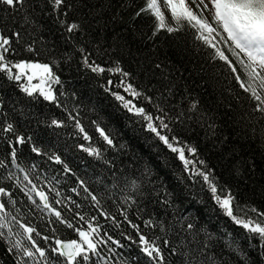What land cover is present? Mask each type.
<instances>
[{
  "label": "trees",
  "instance_id": "16d2710c",
  "mask_svg": "<svg viewBox=\"0 0 264 264\" xmlns=\"http://www.w3.org/2000/svg\"><path fill=\"white\" fill-rule=\"evenodd\" d=\"M101 2L102 7L97 11L102 14V19L95 13L85 16L80 11L71 10L72 14L67 19L81 24L76 34L64 32L54 19L40 10L43 5L37 4L35 0L33 7L36 12L32 16L34 23H23L19 13L14 21L12 14L0 6V16L7 22V28L21 31V38L14 45L18 54L11 57L13 62L23 60L48 63L61 79V84L52 85L57 101L51 102L39 94L28 96L24 93L18 84L26 83V80L10 81L0 74V124L6 126L12 123L15 129V135L0 133V161L6 165L0 167V177L14 173L22 179L26 172L38 189L48 194L53 207L61 211L62 216L72 221L75 227L87 228L86 223L79 221L76 213L85 216L89 222H98L101 236L107 233L123 245H108L115 250L114 256L101 246L102 254L110 259V264H148L147 257L138 247L137 232L123 220L122 213H126L128 219L138 225L141 233L150 240L160 238L157 242L163 250L165 264H182V258L179 252L176 255L170 254V249L163 244L164 239H168L174 247L180 245L181 239L193 241L188 247L203 248L208 244L205 251L213 256L217 264H245L246 261L247 264H264V258L259 255L261 242L258 239L250 240L246 230L223 215L207 185L199 177L191 178L189 173L184 172L176 154L171 153L147 131L146 122L128 113L115 100L112 91L124 94L122 89L114 86L119 83V74L92 72L83 65L78 49L83 47L91 60L102 67H114L118 62L124 70L133 74L131 82L135 85L145 84L148 79L141 75L145 56L163 61L167 54L173 60L182 57L192 61L189 67L199 69L203 66V72L198 73L203 79L197 78V87L191 91V95L187 96L178 89L171 100L172 104L180 107L190 99H200L202 103L209 104L211 101L204 94V89L213 94V99L223 93L238 114L248 112L253 102L231 80L223 61L208 58L212 50L195 40L194 29L185 27L175 40L173 37L176 34L161 32L152 44L147 41L151 34L150 18L133 19L135 11L143 5L144 0ZM14 23L16 28H13ZM21 24L22 27L19 26ZM29 45L39 50V55L29 53ZM108 80H112L113 85H109ZM177 83L183 86L184 82ZM200 84L203 88L199 87ZM137 103L159 114L147 102ZM163 106L169 108L168 103ZM69 114L80 121L90 140H83V134L75 127V121L69 118ZM169 114L174 115V111L170 110ZM216 116L218 123H221L222 110ZM52 120L62 122V126L51 125ZM97 125L111 134L114 146H108L103 141L96 131ZM170 127L173 132L164 134L176 135L182 142L197 146L198 159L205 162L218 185L231 191L238 203L264 211V142L258 138V122L255 123V132L252 131L253 125L242 121L235 128L229 125L232 128L230 132L229 128H225L221 133L231 136L230 147L237 153V166H240V159L245 162L243 178L233 174L232 168L226 166L228 161L206 151L204 134L200 128H194L191 122L184 125L179 122L170 123ZM16 135L31 137V142L17 147ZM81 144L96 148L101 152V157L88 155L79 147ZM32 146L40 147L42 154L33 153ZM12 147H17L16 164L19 168L11 163ZM49 155H59L72 169V173H65L63 165L49 160ZM196 167L203 170L204 165L197 164ZM146 168L151 169V176L145 172ZM20 169H24V172ZM81 180L84 181V187L97 197L99 205L80 186ZM132 181L138 187H134ZM0 186L8 189L16 201L15 205H8L7 211L40 233L39 237L34 235V238L42 247L47 248L56 238L76 239L77 233L73 229L55 222L51 213L41 211L15 187V180H0ZM56 192L60 195L57 196ZM32 197L39 203L35 193H32ZM56 200L62 203L57 204ZM100 211L120 221V227L114 226L111 219L101 217ZM249 216L254 217L255 214L249 213ZM148 220H152L156 226L145 227V221ZM188 223L194 225L193 229L186 230ZM15 231L22 233L19 228ZM44 236L51 238L48 244L43 241ZM16 238L23 240L22 235L13 237ZM9 246L7 241L0 242V264H16L19 258L14 252L7 251ZM180 250L186 249L181 245Z\"/></svg>",
  "mask_w": 264,
  "mask_h": 264
},
{
  "label": "snow or ice",
  "instance_id": "6c2138e0",
  "mask_svg": "<svg viewBox=\"0 0 264 264\" xmlns=\"http://www.w3.org/2000/svg\"><path fill=\"white\" fill-rule=\"evenodd\" d=\"M35 2L42 4L43 7L40 10L46 13L49 18L54 19L68 34H76L81 29L80 23L67 19L72 14V9L82 12L85 16L95 13L96 16L103 18L102 14L97 11L98 8L102 7L101 0H96L95 3L92 0H35ZM0 6H4L12 14L14 21L16 14L19 13L23 23H34L32 16L35 14L36 8L33 7V0H0ZM165 8L168 12L167 16L164 11ZM205 13L208 15L206 16ZM140 17L150 18L151 34L147 37V41L152 44L155 43V39L161 32L169 35L176 34L173 37L175 40L178 39L179 33L185 27L194 29L195 40L212 50L208 53V58L223 61L231 80L238 85L239 89L248 94V99L253 102L249 111L238 114L228 97L221 93L219 97L213 99V94L209 93L207 89H204V94L209 96L211 101L209 104L202 103L200 99H190L182 107L172 104L171 100L177 94L178 89L190 96L191 91L197 87V78L203 79L202 75L198 76V73L203 72V66H200L199 69L189 67L192 61L182 57L173 60L170 55L166 54L164 60L161 61L145 56L141 75L148 77V79L142 85H135L131 82L134 79L133 74L124 70L118 62L114 67H102L91 60L90 55L81 47L78 51L82 55L83 65L94 73L119 74V83L114 86L122 89L124 94L112 91L115 100L119 101L122 108L128 113L138 117L141 122H146L147 131L152 133L154 138L171 153L176 154V158L182 162L184 172L189 173L191 178L199 177L207 185L212 198L223 215L246 230L250 240L258 239L261 242L262 247L259 255L264 258V211L248 205H241L236 201V197L231 191H226L223 185H218L216 178L205 165V162L198 159L199 148L197 146L182 142L176 135L164 134L165 132H173L170 123L179 122L184 125L191 122L194 128H200L203 131L206 151L213 152L221 160L228 161L226 166L232 168L233 174L243 178L245 162L240 159V166H237V153L234 148L230 147L232 144L231 136L221 135V133L225 128H229V125L235 128L242 121L253 125L252 131L255 132V123L258 122L260 125L258 138L264 142V0H144L143 5L135 11L133 19ZM19 26L22 27L23 25ZM16 27L17 25L14 23L13 28ZM20 38L21 31L8 29L7 22L0 16V74L6 76L10 81L26 80V83L18 84V86L28 96H32L38 91L44 100L56 102L57 95L53 91L52 85L61 84V79L53 71L52 65L23 60L13 62L11 59L14 54H18L14 45ZM221 44L227 47L234 59H230L225 54V51L220 47ZM145 46H148L147 42ZM27 51L39 55V50L34 49L31 45L28 46ZM176 54L180 55L179 53ZM36 78H39L40 83L32 84ZM178 81H183V86H179ZM107 83L113 85L112 80H108ZM190 84L191 87H189ZM199 87L203 88V85L200 84ZM108 90L110 89H106V91ZM233 99L237 98L233 97ZM138 101L147 102L159 114H154L146 107L139 106ZM165 103L169 104V108L166 109L163 106ZM170 110L174 111V115L169 114ZM221 110L222 119L221 123H218L216 113ZM257 113L259 115H256ZM69 118L75 121V127L83 134V140H90L80 121L71 114H69ZM51 125L61 127L62 122L52 120ZM232 128H229V132ZM96 131L108 146H114L111 134L106 132L104 128L97 125ZM0 133H13L15 135L13 124L7 123L6 126L0 124ZM30 142L31 137L15 136L17 145ZM79 147L90 156L101 157L102 155L99 150L90 145L81 144ZM31 151L37 155L42 154L41 148L38 146H32ZM10 155L11 163L19 168V165L16 164L17 147L11 148ZM48 159L63 165L65 173H72V169L59 155H49ZM197 164L204 165L203 170L198 169ZM252 166L254 167V165ZM0 167H6L3 161H0ZM20 171L24 172V169H20ZM145 172L149 176L152 175L150 168H146ZM0 180H15V187L19 188L41 211L51 213L55 217V222L73 229L78 234V239L65 242L56 238L52 244H48L51 238L44 236L42 239L45 244H48V247H42L34 238V235L39 237L40 233L7 211L8 205H15L16 201L12 199V193L8 189L0 186V242L7 241L10 245L7 251L14 252L19 257L16 264H30V262L33 264H41V262L43 264H101V262L110 264V259L102 254L101 246H104V250L113 256L116 253L113 248L108 247L110 243L117 247H123L120 241L114 240L111 235L105 233L101 236L98 222L95 224L89 222L85 216L79 213H76L79 221L86 223L87 228L85 230L75 227L72 221L62 216L61 211L53 207L49 202L48 194L43 190H38L28 173L25 172L22 179L15 176L14 173H9L6 177H0ZM79 184L88 193L91 200L99 205L97 197L84 187V181H79ZM132 184L134 187H138L135 181H132ZM29 185L30 187H28ZM32 193L39 197V203L33 199ZM56 195L59 196L60 193L56 192ZM56 203L60 204L62 201L56 200ZM72 203L75 204V201ZM76 207L78 208L79 205ZM249 213H254L255 216L250 217ZM99 215L111 219L114 226L120 227L121 222L111 217L107 212L100 211ZM122 215L123 220L137 232L138 247L142 254L147 257L148 264H165L163 250L157 242L160 238L150 240L141 233L138 225L128 219L126 213H122ZM154 226L156 225L152 220L145 221V227ZM193 227L192 223H188L186 230H191ZM16 228L21 229L22 233L15 231ZM182 230H184V226H182ZM21 235L23 240L20 238L13 239V237ZM209 238H211L210 234ZM192 243L193 241L181 239L180 245L174 247L171 246L168 239L163 240L164 246L170 249L171 255H176L179 252L182 264H217L213 256L205 251L209 247L208 244H205L203 248L188 247ZM181 245L186 250L181 251Z\"/></svg>",
  "mask_w": 264,
  "mask_h": 264
},
{
  "label": "rangeland",
  "instance_id": "374dc122",
  "mask_svg": "<svg viewBox=\"0 0 264 264\" xmlns=\"http://www.w3.org/2000/svg\"><path fill=\"white\" fill-rule=\"evenodd\" d=\"M164 11H165V13H166V16L168 15V12H167V9L165 8L164 9ZM205 15L207 16L208 15V13H205ZM221 46V45H220ZM40 83V80H38V82L37 83H35V84H39Z\"/></svg>",
  "mask_w": 264,
  "mask_h": 264
}]
</instances>
